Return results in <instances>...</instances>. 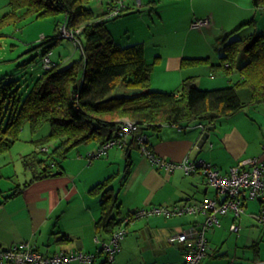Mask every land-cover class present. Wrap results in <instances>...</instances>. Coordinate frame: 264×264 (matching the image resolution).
<instances>
[{
    "label": "crops",
    "instance_id": "crops-1",
    "mask_svg": "<svg viewBox=\"0 0 264 264\" xmlns=\"http://www.w3.org/2000/svg\"><path fill=\"white\" fill-rule=\"evenodd\" d=\"M111 1H98L104 7V18ZM152 2L157 3L156 0H141L140 6ZM159 3L162 6L155 11L160 27L153 30V27L147 26V31L141 35L133 31L132 35L124 37V42L116 38L123 45L144 43L146 59L155 63L151 84L153 89L177 93L183 80L190 76L195 77L196 84L201 88L229 86L240 78L238 70L227 74L218 66L224 53L219 38L250 20L245 15V9L250 8L245 0H160ZM128 4L123 14L137 6L135 0H128ZM165 7L174 10L175 13L170 14L171 18L164 13ZM173 14L175 20L171 16ZM196 17H210L212 23L193 28L191 22ZM168 18L175 25L173 33L177 34V42L169 37L165 29ZM243 30L245 25L235 34L241 36ZM110 31L114 36L112 28ZM261 31L264 33L263 29ZM186 57H209V61L183 66ZM243 109L247 112L245 126L234 121L241 118V115L234 117ZM225 118L230 119L223 128L219 129L216 124L211 130L208 125L204 131L200 124H205L201 122L183 127L164 124L159 131H148L150 147L158 155L172 161L179 162L187 157L192 160L204 158L221 170L225 168L223 171L226 172L243 159L258 157L264 161V103L247 105ZM206 131H209L208 138L200 144ZM216 137L219 138L216 140L217 147ZM206 142H210V148L214 149L210 158L201 152ZM50 144L55 145L53 142ZM85 145L86 153L79 152L77 157L80 160L84 158L87 165L81 163L79 170L73 173L75 176H67L63 167L64 172L36 180L21 193L0 204V248L28 242L40 251V247H47L46 252L42 251L47 254L79 249L96 255L91 264H103L107 255L101 252V243L107 241L109 236L97 233L95 222L100 216L101 198L89 190L103 177L112 174L113 165L123 160V156L126 159V152L124 148L112 147L105 158L101 156L97 158L98 161H95L96 158L89 161L85 155L96 151L99 144L91 142ZM131 158L129 178L122 188L115 189L123 215L135 208L172 206L217 196L216 189L214 194H210L213 186L199 172L187 175L181 168L166 170L152 164L138 148L131 150ZM250 200L254 199L248 200L246 215L237 219L232 213L224 215V218L228 217L225 229H220L223 227L222 218L220 226L208 231L209 251L201 264H264V223L250 215L259 210L260 202H257V210L248 211ZM131 219L126 224L127 233L121 242V249L114 263L110 264H122L135 258L136 249L137 264L185 262L186 244L172 243L169 237L198 220L196 215L166 217L152 214ZM233 222L240 226L239 231L230 229ZM234 232L237 233L235 239L232 238ZM62 235L67 239L61 240ZM72 264L85 262L75 260Z\"/></svg>",
    "mask_w": 264,
    "mask_h": 264
},
{
    "label": "trees",
    "instance_id": "trees-1",
    "mask_svg": "<svg viewBox=\"0 0 264 264\" xmlns=\"http://www.w3.org/2000/svg\"><path fill=\"white\" fill-rule=\"evenodd\" d=\"M90 1L8 0L9 9L0 16L1 37L6 25H17L30 17L64 15V21L57 25V34L41 39L43 62L63 38L59 34L61 25L72 31L82 28L78 34L83 43L81 57L65 66L53 61V67L44 68L24 98L18 80L9 76L0 80V154L20 139L26 123L33 133L46 123L50 125L49 133L35 139V149L23 157L24 169L32 174L24 187L64 172L62 161L74 148L91 142L102 144L113 138L123 119L134 120L147 132L159 131L164 124L183 127L201 122L207 127L247 105L264 103V33L254 30L246 38L235 34L254 19L221 37L224 53L218 66L227 74L238 70L237 81L225 87L201 88L190 76L174 93L151 87L155 63L146 59L144 43L119 42L107 25L109 18L87 6ZM252 3L256 8L264 7V0ZM207 61L209 57H186L183 66ZM51 142L55 143L51 144L52 149H42ZM134 148L140 149L137 142L124 148L127 174ZM114 178L111 174L89 190L101 198L100 216L95 222L97 233L109 238L131 213L122 214ZM22 190L23 186L17 187L0 204ZM66 239L62 235L61 240ZM103 264H110L108 257Z\"/></svg>",
    "mask_w": 264,
    "mask_h": 264
},
{
    "label": "built area",
    "instance_id": "built-area-1",
    "mask_svg": "<svg viewBox=\"0 0 264 264\" xmlns=\"http://www.w3.org/2000/svg\"><path fill=\"white\" fill-rule=\"evenodd\" d=\"M137 6L141 0H135ZM128 0H112L109 3L106 17L116 18L128 7ZM212 23L210 17L194 18L191 22L193 28H200ZM82 28L69 30L65 24L60 26L61 37H70L75 41L77 47L83 49V43L77 34ZM53 61L49 54L44 57L43 66L46 69L53 67ZM203 131L206 125L200 124ZM137 142L140 150L150 162L166 170L172 171L181 168L187 175L201 173L207 183L217 190L216 197H206L200 201L176 203L172 206L153 205L131 210L129 216L123 218L121 226L107 240L101 243L103 250L107 253L108 261L114 263L117 252L121 249V242L127 233L126 224L131 218H142L152 214H160L166 217L183 214L199 216L189 227L170 235L172 243L186 244V259L183 264H201L209 251L207 233L214 227L222 224V216L232 213L234 218H240L247 213V202L254 199L260 202L258 211L251 213L258 222L264 223V161L258 157H251L239 161L232 166L228 172L213 165L204 158L196 160L188 157L182 161H172L158 155L149 144V134L144 131L140 124L132 119L126 118L121 122L116 136L99 144L96 151L88 152L87 158L92 161L94 158L106 154L112 147L125 148L130 143ZM42 149H47L43 147ZM232 231H239L240 226L233 222L230 226ZM98 241V239H97ZM95 254L83 250H61L52 254L43 253L35 246L26 242L20 245L0 248V264H72L79 260L85 263H92Z\"/></svg>",
    "mask_w": 264,
    "mask_h": 264
},
{
    "label": "rangeland",
    "instance_id": "rangeland-1",
    "mask_svg": "<svg viewBox=\"0 0 264 264\" xmlns=\"http://www.w3.org/2000/svg\"><path fill=\"white\" fill-rule=\"evenodd\" d=\"M98 1L99 0H92L87 4V6H90L96 14L102 15L104 12V7L99 5ZM156 2V4L152 2L143 4L142 6L133 7L130 12L126 11L125 14H123L121 17L109 19L107 25L109 29L112 28L115 38L124 42V37L132 35L133 31H135L138 35H141V33L144 34L147 31V26L153 27V30H156L157 27H160L158 26V14L156 13L155 9L159 10L158 7H161L162 5L161 3H159L160 0H156ZM245 2L250 5V8L248 10L245 9L246 18L254 19V22L247 24L245 26V30H243V32L241 33V37L246 38L251 31L253 32L254 30H257L260 32L262 29L264 30V7L256 8L253 5L252 0H245ZM153 6L155 7L154 9L152 8ZM8 9V0H0V16L7 12ZM164 13L166 14V16L170 17V14L175 12L172 7H165ZM171 16L173 20H175L174 14ZM170 18H168V21L166 19L165 29L168 34H170L169 37L177 42V34L173 33L175 25L173 24V20H171ZM63 21L64 15L58 14L47 16L45 18L30 17L29 19L24 20L17 25L9 24L3 27V34L0 37V80L6 76H9L11 79L18 80L22 98L27 95V93L33 86V83L38 76L37 73L44 70L43 52L42 48L39 46V44L41 43V39L45 36L56 35L57 25ZM77 37H79L78 34ZM219 40L221 51H223V40H221V38H219ZM81 55L82 50L77 47L75 41L70 37L61 38L59 42L52 48V52L50 53L51 60L56 64L59 63L60 66L70 64L74 60L79 59ZM245 113H247L245 109L241 110L237 114V116L234 117L236 118L238 117V115H241V118L235 119L234 121H238L245 126ZM248 115L251 116L250 114ZM229 119L230 118L227 119L225 117L221 118L219 122H217V127L219 129L223 128L225 124L229 123ZM49 131L50 125L48 123H46L37 133H33L31 131L29 123H26L21 132L20 139L15 142L14 146L9 151L0 154V172L2 174V177L0 178V187L3 190V194L0 195V201H2L4 196L11 193L17 187L23 186V189L25 188L24 183L31 178L32 174L31 172L24 169L23 157L27 153H30L35 149V139L49 133ZM212 139L214 140V138ZM217 139L219 138L216 137L215 139L216 147ZM86 146L87 145L85 144L79 145L63 159L62 165L67 176H75L73 173H76L79 170V167H81V163H86L85 165H87V162L84 158H81L82 160H80L77 157L79 152L86 153ZM45 147L52 149L51 144H48ZM116 149H119V147H116ZM213 150L214 149L210 148V142H206L201 152L203 155L210 158L212 157L211 151ZM120 152H122L121 149ZM85 156L87 157V155ZM105 157V154L102 155V158ZM124 159L125 157L123 156V160L118 162L116 161V163L113 165V168L111 169L112 174H116L113 180V187H115V189L122 188V186L126 182L127 177L129 178L130 176V173L127 174L126 172L127 160ZM95 161H98L97 158ZM225 166L226 165H224V167ZM87 172L88 169L84 171L85 174ZM126 186L127 184L125 185V187ZM125 187L123 189H126ZM210 189V194H214L215 188L211 187ZM257 202L258 201L256 200H250L248 211L257 210ZM246 214L247 213H245V215ZM196 217L200 219L199 216ZM222 218L223 227L220 229L223 230L226 227L228 217L224 218L222 216ZM236 235L237 233L234 232L232 238L235 239ZM40 248L43 252H46L47 250V247ZM134 257L135 258H131L130 260L122 264H137L136 257H138V249L135 250Z\"/></svg>",
    "mask_w": 264,
    "mask_h": 264
},
{
    "label": "water",
    "instance_id": "water-1",
    "mask_svg": "<svg viewBox=\"0 0 264 264\" xmlns=\"http://www.w3.org/2000/svg\"><path fill=\"white\" fill-rule=\"evenodd\" d=\"M214 128H215L214 125H211L209 127V129H211V130L214 129ZM208 135H209V131L204 132L199 143L202 144L208 138Z\"/></svg>",
    "mask_w": 264,
    "mask_h": 264
},
{
    "label": "clouds",
    "instance_id": "clouds-1",
    "mask_svg": "<svg viewBox=\"0 0 264 264\" xmlns=\"http://www.w3.org/2000/svg\"><path fill=\"white\" fill-rule=\"evenodd\" d=\"M107 18V17H106ZM48 149V148H47Z\"/></svg>",
    "mask_w": 264,
    "mask_h": 264
}]
</instances>
